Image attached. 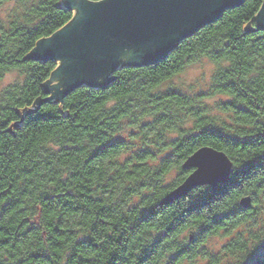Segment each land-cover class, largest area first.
<instances>
[{
  "label": "trees",
  "instance_id": "trees-1",
  "mask_svg": "<svg viewBox=\"0 0 264 264\" xmlns=\"http://www.w3.org/2000/svg\"><path fill=\"white\" fill-rule=\"evenodd\" d=\"M15 1L0 18V79L22 75L0 90V264H264V0L51 100L60 61L29 53L75 10ZM201 59L216 67L208 90L170 84ZM203 145L230 158L229 180L160 205Z\"/></svg>",
  "mask_w": 264,
  "mask_h": 264
},
{
  "label": "water",
  "instance_id": "water-1",
  "mask_svg": "<svg viewBox=\"0 0 264 264\" xmlns=\"http://www.w3.org/2000/svg\"><path fill=\"white\" fill-rule=\"evenodd\" d=\"M244 1L61 0L75 10L73 19L37 41L29 54L60 61L46 90L51 93L49 100L60 99L82 83L106 82L111 69L121 62L141 65L162 58L180 40ZM257 19H264V5ZM181 167L187 174L161 198L160 205L172 203L196 187L226 183L232 161L224 151L203 145L189 154ZM239 202L247 207L251 197L242 196Z\"/></svg>",
  "mask_w": 264,
  "mask_h": 264
},
{
  "label": "rangeland",
  "instance_id": "rangeland-1",
  "mask_svg": "<svg viewBox=\"0 0 264 264\" xmlns=\"http://www.w3.org/2000/svg\"><path fill=\"white\" fill-rule=\"evenodd\" d=\"M16 6H18V3L15 0H9L8 2L0 4V18L6 19L9 13ZM215 68V64L209 60L201 59L199 62L187 65L182 72L171 79L170 84L173 87H178L190 95L206 91L211 85V79ZM17 80H22V75H20L17 71L12 70L6 72L0 79V90L6 85ZM220 98L223 97L216 95L207 98L205 102H207L211 107H214L216 101Z\"/></svg>",
  "mask_w": 264,
  "mask_h": 264
},
{
  "label": "snow or ice",
  "instance_id": "snow-or-ice-1",
  "mask_svg": "<svg viewBox=\"0 0 264 264\" xmlns=\"http://www.w3.org/2000/svg\"><path fill=\"white\" fill-rule=\"evenodd\" d=\"M254 23L257 24L260 29H264V19H257Z\"/></svg>",
  "mask_w": 264,
  "mask_h": 264
},
{
  "label": "bare ground",
  "instance_id": "bare-ground-1",
  "mask_svg": "<svg viewBox=\"0 0 264 264\" xmlns=\"http://www.w3.org/2000/svg\"><path fill=\"white\" fill-rule=\"evenodd\" d=\"M240 199L238 200V205L241 207V208H249L251 205H249V206H247V207H245V206H243L240 202Z\"/></svg>",
  "mask_w": 264,
  "mask_h": 264
}]
</instances>
